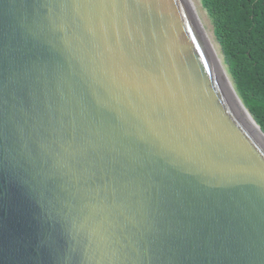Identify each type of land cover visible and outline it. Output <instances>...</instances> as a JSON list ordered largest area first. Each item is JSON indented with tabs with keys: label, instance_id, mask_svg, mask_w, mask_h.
<instances>
[{
	"label": "water",
	"instance_id": "water-1",
	"mask_svg": "<svg viewBox=\"0 0 264 264\" xmlns=\"http://www.w3.org/2000/svg\"><path fill=\"white\" fill-rule=\"evenodd\" d=\"M0 264H264V132L199 0H0Z\"/></svg>",
	"mask_w": 264,
	"mask_h": 264
},
{
	"label": "trees",
	"instance_id": "trees-1",
	"mask_svg": "<svg viewBox=\"0 0 264 264\" xmlns=\"http://www.w3.org/2000/svg\"><path fill=\"white\" fill-rule=\"evenodd\" d=\"M236 90L264 132V0H202Z\"/></svg>",
	"mask_w": 264,
	"mask_h": 264
},
{
	"label": "rangeland",
	"instance_id": "rangeland-1",
	"mask_svg": "<svg viewBox=\"0 0 264 264\" xmlns=\"http://www.w3.org/2000/svg\"><path fill=\"white\" fill-rule=\"evenodd\" d=\"M199 2H200V4H201V6H202V0H199ZM202 11H203V13H204V15H205V19H206L207 23H210L211 28H212V30H213V32H214V34H215L214 21H213L211 15L207 14V12H206V10L203 8V6H202ZM215 37H216V35H215ZM219 46H220V45H219ZM220 48H221V47H220Z\"/></svg>",
	"mask_w": 264,
	"mask_h": 264
}]
</instances>
